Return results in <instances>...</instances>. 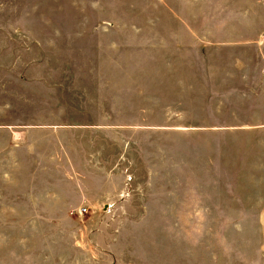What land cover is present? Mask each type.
<instances>
[{
  "label": "rangeland",
  "instance_id": "obj_1",
  "mask_svg": "<svg viewBox=\"0 0 264 264\" xmlns=\"http://www.w3.org/2000/svg\"><path fill=\"white\" fill-rule=\"evenodd\" d=\"M0 264H264V0H0Z\"/></svg>",
  "mask_w": 264,
  "mask_h": 264
},
{
  "label": "built area",
  "instance_id": "obj_2",
  "mask_svg": "<svg viewBox=\"0 0 264 264\" xmlns=\"http://www.w3.org/2000/svg\"><path fill=\"white\" fill-rule=\"evenodd\" d=\"M86 211V207L85 206H83V205H80V206H78L77 208H74V209H72V210H70L69 212L70 213H77V214H82V213H84Z\"/></svg>",
  "mask_w": 264,
  "mask_h": 264
},
{
  "label": "crops",
  "instance_id": "obj_3",
  "mask_svg": "<svg viewBox=\"0 0 264 264\" xmlns=\"http://www.w3.org/2000/svg\"><path fill=\"white\" fill-rule=\"evenodd\" d=\"M47 185V184H46ZM55 187H57V186H54L53 188L52 187H50L48 190H49V194H50V196L51 197H55V194H54V191H52ZM52 195H54V196H52ZM57 195V194H56ZM49 195L47 194V197H48ZM50 198V197H49ZM56 198V197H55ZM51 199V198H50ZM78 206H80V205H77V206H75V207H73V208H69V210H68V212L70 211V210H72V209H74V208H77ZM84 206V205H83ZM65 208H66V206H65ZM65 208L63 207L61 210H65Z\"/></svg>",
  "mask_w": 264,
  "mask_h": 264
}]
</instances>
